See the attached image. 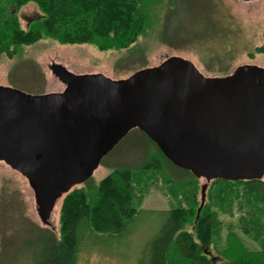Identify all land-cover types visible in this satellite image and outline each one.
Instances as JSON below:
<instances>
[{"label": "water", "instance_id": "water-1", "mask_svg": "<svg viewBox=\"0 0 264 264\" xmlns=\"http://www.w3.org/2000/svg\"><path fill=\"white\" fill-rule=\"evenodd\" d=\"M50 69L61 91L0 86V161L26 178L43 223L56 200L87 181L134 128L206 182L264 177V67L243 64L211 77L169 56L119 79Z\"/></svg>", "mask_w": 264, "mask_h": 264}, {"label": "rangeland", "instance_id": "rangeland-1", "mask_svg": "<svg viewBox=\"0 0 264 264\" xmlns=\"http://www.w3.org/2000/svg\"><path fill=\"white\" fill-rule=\"evenodd\" d=\"M15 14L23 30L41 15L33 1L18 6ZM263 26L264 0H160L153 8L148 26L127 48L100 50L92 44H67L42 37L23 45L12 56L0 55V86L36 95L61 91L64 84L52 73V64L60 65L71 74L101 73L111 79L127 77L135 70L157 65L169 56L189 60L199 72L211 77L229 74L243 64L264 67V54L253 53L254 48L262 43ZM146 137L138 129L129 131L101 159L92 176L83 184L74 186L89 191L114 167L126 166L132 169L131 185L135 196L144 195L134 202L142 211L129 224L126 233L92 236L84 232L76 264H149L148 244L162 225L156 211L170 209L180 201L170 196L173 189L170 191L164 180L168 175L174 180L188 176L182 172L183 176L178 179L176 167L164 160L160 162L162 170L141 169L146 160L159 158L157 148ZM194 178L198 182L196 197L200 200L197 209L201 210L207 202V191L213 180L206 182L203 178ZM204 184L205 194L200 205V189ZM65 194L56 200L43 223L26 178L0 161V264H34L33 252L39 250L38 246H30L32 249L29 250L14 244L8 247L6 254H3L5 248L2 246L7 237L17 232L22 238H30L32 232L26 230L30 227L51 231L58 236ZM218 209L221 239L226 234V227L235 222L238 212L230 216L227 212L229 204L220 196ZM13 216H20L23 223H12L10 217ZM235 230L249 248H258L257 241L238 232V227ZM217 252L216 247H210V255L214 258Z\"/></svg>", "mask_w": 264, "mask_h": 264}, {"label": "trees", "instance_id": "trees-1", "mask_svg": "<svg viewBox=\"0 0 264 264\" xmlns=\"http://www.w3.org/2000/svg\"><path fill=\"white\" fill-rule=\"evenodd\" d=\"M27 1L35 2L41 15L23 30L15 10ZM159 1L0 0V55L12 56L23 45L42 37L67 44H92L100 50L127 48L148 26L153 8ZM253 53L264 54V26L262 43ZM146 138L157 148L159 158L146 160L140 168L162 170L161 161L171 162L151 139ZM175 167L178 179L183 176L182 172L188 178L174 180L168 175L164 180L170 191L173 189L170 196L180 201L177 203L172 198L176 201L175 206L156 211L162 225L149 241V264H264V180H213L207 191V202L194 223L200 201L196 197L198 182L187 170ZM131 170L117 166L89 191L82 187L72 188L62 202L58 236L51 231L26 228L27 233L32 232L30 238H22L18 232L12 234L2 246L5 248L3 254L14 244L29 250L36 245L39 250L33 252L34 264H76L84 232L92 236L126 233L129 224L142 211L134 202L144 196H135ZM218 196L229 204L227 212L230 216L238 212L235 222L226 227V234L221 239ZM181 197L184 198L182 201ZM10 220L20 224L23 221L20 216L10 217ZM235 227L257 241L258 248H249ZM211 246L217 248L215 258L210 255Z\"/></svg>", "mask_w": 264, "mask_h": 264}, {"label": "flooded vegetation", "instance_id": "flooded-vegetation-1", "mask_svg": "<svg viewBox=\"0 0 264 264\" xmlns=\"http://www.w3.org/2000/svg\"><path fill=\"white\" fill-rule=\"evenodd\" d=\"M64 84V83H63Z\"/></svg>", "mask_w": 264, "mask_h": 264}]
</instances>
